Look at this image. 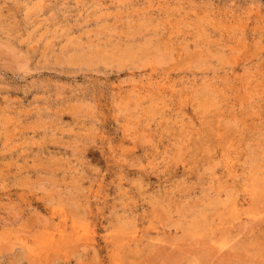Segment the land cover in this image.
<instances>
[{"label": "rangeland", "instance_id": "374dc122", "mask_svg": "<svg viewBox=\"0 0 264 264\" xmlns=\"http://www.w3.org/2000/svg\"><path fill=\"white\" fill-rule=\"evenodd\" d=\"M0 264H264V0H0Z\"/></svg>", "mask_w": 264, "mask_h": 264}, {"label": "bare ground", "instance_id": "6f19581e", "mask_svg": "<svg viewBox=\"0 0 264 264\" xmlns=\"http://www.w3.org/2000/svg\"><path fill=\"white\" fill-rule=\"evenodd\" d=\"M40 6V5H39ZM145 12V11H144ZM121 20V19H120ZM140 20V19H139ZM164 35V34H163ZM106 57V56H105ZM122 169V168H121ZM122 170H124V169H122ZM213 174V173H212ZM211 176V175H210ZM234 188H236V187H234Z\"/></svg>", "mask_w": 264, "mask_h": 264}]
</instances>
